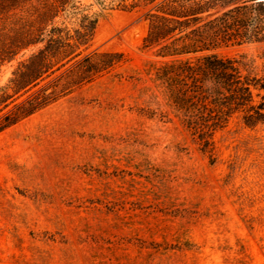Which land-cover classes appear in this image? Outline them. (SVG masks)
Here are the masks:
<instances>
[{
  "label": "rangeland",
  "instance_id": "1",
  "mask_svg": "<svg viewBox=\"0 0 264 264\" xmlns=\"http://www.w3.org/2000/svg\"><path fill=\"white\" fill-rule=\"evenodd\" d=\"M81 2L97 18L84 54L125 62L0 132V264H264V127L233 119L211 162L147 73L161 61L142 49L151 6ZM18 17L33 19L0 16V36ZM35 49L1 62L0 86ZM217 53L254 72L264 42Z\"/></svg>",
  "mask_w": 264,
  "mask_h": 264
},
{
  "label": "trees",
  "instance_id": "2",
  "mask_svg": "<svg viewBox=\"0 0 264 264\" xmlns=\"http://www.w3.org/2000/svg\"><path fill=\"white\" fill-rule=\"evenodd\" d=\"M96 1L127 8L125 0ZM143 2L151 9L145 16L148 31L142 49L153 50L161 60L147 73L179 124L214 162V134L233 119L247 128L264 127V61L253 72V62L245 56L217 53L224 47L264 42V0ZM134 7L129 5L130 10ZM19 14L33 19L18 17L14 36H0L5 38L0 42V64L36 49L0 86V112L13 104L0 118V132L125 62L118 52L84 54L97 18L81 0H0V16ZM68 64L66 71L33 91ZM25 94L24 101L15 103Z\"/></svg>",
  "mask_w": 264,
  "mask_h": 264
}]
</instances>
